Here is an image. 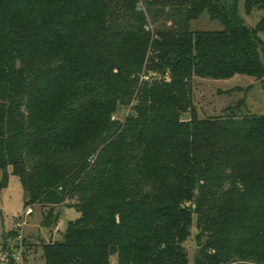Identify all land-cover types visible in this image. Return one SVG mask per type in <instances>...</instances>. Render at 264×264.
<instances>
[{
    "label": "trees",
    "instance_id": "trees-1",
    "mask_svg": "<svg viewBox=\"0 0 264 264\" xmlns=\"http://www.w3.org/2000/svg\"><path fill=\"white\" fill-rule=\"evenodd\" d=\"M255 8L256 29L237 0H0V190L12 166L43 227L79 212L43 264H189L194 224V264H264V115L200 118L193 91L264 80Z\"/></svg>",
    "mask_w": 264,
    "mask_h": 264
},
{
    "label": "rangeland",
    "instance_id": "rangeland-1",
    "mask_svg": "<svg viewBox=\"0 0 264 264\" xmlns=\"http://www.w3.org/2000/svg\"><path fill=\"white\" fill-rule=\"evenodd\" d=\"M241 17L250 27L256 29L261 21L263 11L255 8L250 12L246 10V0H237ZM193 29L200 30H220L223 28L218 20H212L207 12L200 18L192 21ZM259 37L264 43V32H259ZM194 104L197 115L200 118L225 116L230 113L228 106L235 105L242 99L245 100L243 107L238 113L245 115H264V80L256 77L237 74L228 79H208L195 77L193 81ZM129 108L122 109L114 117L124 119ZM187 114L185 118H189ZM9 182L7 186L0 190V262L6 251H12L17 255L21 249L19 246V235L22 234V250L27 258L25 264H43L42 244L59 240L66 230L69 221L76 219L79 212L72 207L60 209V218L56 225L50 228L42 226L44 210L39 206L33 207L32 214H25V194L21 181L13 173L12 166L8 167ZM3 177V170L0 169V180ZM17 231L18 236L8 238V234ZM197 228L193 225L190 236L185 242L188 249L190 263L197 250ZM7 244V247H4ZM10 248V249H9ZM5 264H8L6 262Z\"/></svg>",
    "mask_w": 264,
    "mask_h": 264
},
{
    "label": "built area",
    "instance_id": "built-area-1",
    "mask_svg": "<svg viewBox=\"0 0 264 264\" xmlns=\"http://www.w3.org/2000/svg\"><path fill=\"white\" fill-rule=\"evenodd\" d=\"M33 208H28L26 209L25 211V214H32L33 213ZM22 239H23V236L22 234L19 235V246H21V249L17 248V250L19 251V253L17 255H13V258H14V263L15 264H25V258H24V251L22 250ZM11 252L10 251H6L4 254H3V258H2V261L4 262V264L6 262H8V264L10 263L11 261Z\"/></svg>",
    "mask_w": 264,
    "mask_h": 264
},
{
    "label": "crops",
    "instance_id": "crops-1",
    "mask_svg": "<svg viewBox=\"0 0 264 264\" xmlns=\"http://www.w3.org/2000/svg\"><path fill=\"white\" fill-rule=\"evenodd\" d=\"M0 264H1V262H0Z\"/></svg>",
    "mask_w": 264,
    "mask_h": 264
}]
</instances>
